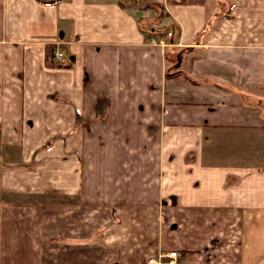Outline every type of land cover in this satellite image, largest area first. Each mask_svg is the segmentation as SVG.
Returning <instances> with one entry per match:
<instances>
[{"label": "crops", "instance_id": "obj_1", "mask_svg": "<svg viewBox=\"0 0 264 264\" xmlns=\"http://www.w3.org/2000/svg\"><path fill=\"white\" fill-rule=\"evenodd\" d=\"M137 1L0 0V264H264V0Z\"/></svg>", "mask_w": 264, "mask_h": 264}, {"label": "built area", "instance_id": "obj_2", "mask_svg": "<svg viewBox=\"0 0 264 264\" xmlns=\"http://www.w3.org/2000/svg\"><path fill=\"white\" fill-rule=\"evenodd\" d=\"M171 36H172L171 32H168L164 36L151 37L149 38V43L166 47L168 46L167 41L171 38ZM51 60L57 66L63 67L66 65V59L64 53L59 49L54 50ZM177 263H178L177 251L161 253L156 257L149 258L146 262V264H177Z\"/></svg>", "mask_w": 264, "mask_h": 264}, {"label": "rangeland", "instance_id": "obj_3", "mask_svg": "<svg viewBox=\"0 0 264 264\" xmlns=\"http://www.w3.org/2000/svg\"><path fill=\"white\" fill-rule=\"evenodd\" d=\"M124 1V3L125 4H127V5H131V6H129V7H131L132 9L135 7V5H137L138 4V2L139 1H137V0H123ZM129 3H131V4H129ZM134 6H133V5ZM161 35H163V34H161ZM157 37H159L158 35H156ZM159 46V45H158ZM160 47H162V46H160ZM162 48H165V47H162ZM53 243H52V241H46V254H47V264H54L53 262H54V257H53V250H52V248H53ZM48 249H51L50 251H48ZM66 259H68L67 257H66ZM61 261H64V259H61Z\"/></svg>", "mask_w": 264, "mask_h": 264}, {"label": "trees", "instance_id": "obj_4", "mask_svg": "<svg viewBox=\"0 0 264 264\" xmlns=\"http://www.w3.org/2000/svg\"><path fill=\"white\" fill-rule=\"evenodd\" d=\"M147 33H148L150 36H156V35H161V34H163V33H165V32L160 33V34H156V33H153V32L150 31V30H147Z\"/></svg>", "mask_w": 264, "mask_h": 264}]
</instances>
